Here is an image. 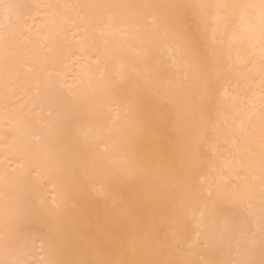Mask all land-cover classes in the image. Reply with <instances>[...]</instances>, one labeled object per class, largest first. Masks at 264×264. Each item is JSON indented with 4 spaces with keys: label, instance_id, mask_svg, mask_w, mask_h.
Listing matches in <instances>:
<instances>
[{
    "label": "bare ground",
    "instance_id": "1",
    "mask_svg": "<svg viewBox=\"0 0 264 264\" xmlns=\"http://www.w3.org/2000/svg\"><path fill=\"white\" fill-rule=\"evenodd\" d=\"M261 4L0 0V264H260Z\"/></svg>",
    "mask_w": 264,
    "mask_h": 264
},
{
    "label": "snow or ice",
    "instance_id": "2",
    "mask_svg": "<svg viewBox=\"0 0 264 264\" xmlns=\"http://www.w3.org/2000/svg\"><path fill=\"white\" fill-rule=\"evenodd\" d=\"M108 7H120L118 5L108 6ZM227 7V6H224ZM235 7V6H233ZM241 7V20L243 21L247 12L243 9L254 7L253 5H242ZM260 19H261V35L264 38V0H262V4L260 6ZM262 55H264V51H262ZM199 155V145L198 144H190L187 147L185 153L181 154V159H190L194 160L198 158ZM174 179L180 181L183 177L180 175L179 171L174 174ZM209 196L212 195L211 191L208 193ZM235 195V193H233ZM130 224L132 225L133 231L127 240H125L121 247V256L120 259H112L109 258L105 248L99 242H92L87 249V254L92 258H85L75 261L65 262V264H180V262L172 261V260H158L148 258L149 253H157L159 251V247L153 246V238L150 234H145L136 229V221L130 220ZM143 257V258H141ZM240 264H252L250 261L240 262ZM260 264H264V260L260 262Z\"/></svg>",
    "mask_w": 264,
    "mask_h": 264
},
{
    "label": "rangeland",
    "instance_id": "3",
    "mask_svg": "<svg viewBox=\"0 0 264 264\" xmlns=\"http://www.w3.org/2000/svg\"><path fill=\"white\" fill-rule=\"evenodd\" d=\"M206 243H207V246H210V240L209 239L206 240Z\"/></svg>",
    "mask_w": 264,
    "mask_h": 264
}]
</instances>
